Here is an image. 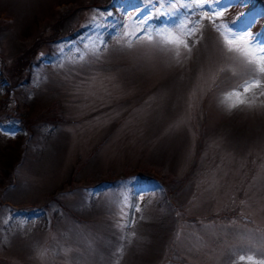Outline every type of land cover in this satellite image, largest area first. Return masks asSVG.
<instances>
[{"label": "rangeland", "instance_id": "rangeland-1", "mask_svg": "<svg viewBox=\"0 0 264 264\" xmlns=\"http://www.w3.org/2000/svg\"><path fill=\"white\" fill-rule=\"evenodd\" d=\"M184 2L175 3L180 15ZM223 3L229 6L220 23L236 20V28L246 26L244 14L260 13L251 2ZM154 5L0 0V17L7 20L0 31V149L23 158L13 183L0 182V264H237L242 254L264 258V96L254 90L251 107L229 109L235 97L226 93L246 70L213 26L187 38L191 52L181 47L179 62L171 45L134 41L128 47L120 22L134 28ZM155 8L170 10L163 3ZM67 14L56 38L76 35L53 42L52 25ZM165 23L161 16L149 26ZM250 31L264 32V20L257 18ZM37 36L47 38L32 59L40 58L39 65L26 67L32 75L27 82L23 72L14 83L3 65L15 61L16 43L29 47ZM53 102L60 105L51 115L64 120L40 124L27 136L17 109L25 105L37 116ZM194 163L174 199L155 181L123 176L125 167L164 164L163 171L181 178ZM72 170L75 187L61 193L57 188Z\"/></svg>", "mask_w": 264, "mask_h": 264}, {"label": "snow or ice", "instance_id": "snow-or-ice-1", "mask_svg": "<svg viewBox=\"0 0 264 264\" xmlns=\"http://www.w3.org/2000/svg\"><path fill=\"white\" fill-rule=\"evenodd\" d=\"M230 2L246 5L251 0H230ZM161 3L165 4L170 10L164 12L159 8H155V5ZM175 3L176 0H155L154 10L150 8L147 16L135 20L134 28L120 22L119 27L122 29V37L130 38L126 40L127 46L132 47L134 41L171 45L174 46L175 57L179 62L180 48L183 47L189 53L191 52L187 38L195 37L196 33L203 27V20L207 19L212 23L215 30L220 32L227 52L238 54L246 70L244 73L246 78H243L241 83L226 93V98L235 97V102L228 105L229 109L240 105L251 107L254 101L248 98V94L255 95L254 90H256L259 95L264 96V32L254 34L250 31L257 18H264V9L255 16L244 14L249 17L246 26L236 28V20L215 23L219 17L224 15V9L229 6L225 5L223 0H185L181 5L185 9L182 15L177 13ZM206 8L207 10H205ZM161 16L166 18L167 23L150 28L149 21L159 19ZM189 24L192 26L188 27ZM153 33L158 38L155 41ZM125 207H131L137 212L140 210L138 205L125 203ZM123 212L124 209L121 208V214ZM241 262L242 264H264V258H258L253 254H242L238 256L237 264H241Z\"/></svg>", "mask_w": 264, "mask_h": 264}, {"label": "trees", "instance_id": "trees-1", "mask_svg": "<svg viewBox=\"0 0 264 264\" xmlns=\"http://www.w3.org/2000/svg\"><path fill=\"white\" fill-rule=\"evenodd\" d=\"M251 3L254 5V7L257 10V12H261L262 9H264V0H251ZM234 12V11H232ZM72 15V14H70ZM69 14L67 15H61L58 17L56 23H54L52 25L53 30L56 32L54 34H52L50 36V38H53V42H61L62 40H66V39H71L73 37H75V33H69L65 38H56V34L58 33L57 31H59V25H64L65 23V19L67 16H70ZM260 20H264V18H258ZM230 21V19L228 18H224L223 22L226 21ZM222 22V21H221ZM216 23L219 24L220 20H216ZM210 24V25H209ZM7 25V20H5V17H0V31L2 29L1 26H6ZM204 25H206L204 28H201L202 30L206 31V34L210 33L209 31L211 30V27L213 26L212 23L210 22H204ZM64 27H66V25H64ZM64 37V36H63ZM46 37H40L37 36L34 40V42H32L29 47H25V44H23V42L19 41L18 43H16V45L14 46V49L16 51V57H15V61H13L12 63H4V73H6L8 76H10V79L15 83L16 78L20 77L19 74H22L23 72H25L26 67H30L33 66L34 64L39 65L38 64V60H40V58L38 59H34L32 61L33 58H35L36 51L39 45L42 44V42H44V40H46ZM24 75H26L23 79L25 80V82H27L29 80V78L32 76L30 74V71L27 69V71L24 73ZM19 105H22L19 103ZM59 105L56 102H53L51 104H49V106H47L45 108V110L40 114H37V116L35 115H31V113L28 112L27 110V106L22 105V107L18 108V116L15 119H18L17 121L20 122L23 127H25V129L27 130V136L29 134H32L33 129L36 128L38 125L40 124H44L45 122L52 124H57V122H60L61 120L63 121V115L62 114H55V116L51 115V112L53 110L58 111L59 109ZM9 148L6 147V150L4 149H0V182L9 180L7 183L10 184L13 183V181L15 179H13V171L15 170V166L20 163L22 158L21 152L19 151H15V152H11V150H8ZM3 150V151H2ZM154 165V164H153ZM152 164L149 165H142V166H138V167H125L123 170V176L125 175V177H129V176H134L138 179H144L147 182H157L155 183V185H158V190H161V192L164 193V195L170 199H174L177 195V193L183 188V185L185 182L188 181V179L192 176V173L195 171L194 167H195V163L193 164V166L190 168V172H187L185 177H181V178H176L175 175L172 174L173 171L170 170V168H168L166 171H163V167L165 166L164 164H160V166H153ZM169 171V172H167ZM166 172V174L164 173ZM76 172L74 173V171L72 170V177L67 178L66 180L62 181L61 184L58 186L59 188H57L58 190H61L60 192L62 193L63 189L66 188V190H68L69 188L74 189V185L72 184V186H70V182L73 181V179L77 180L78 178H75ZM103 178V177H102ZM151 183V184H153ZM75 184V183H74ZM181 263V262H180ZM183 264V263H181Z\"/></svg>", "mask_w": 264, "mask_h": 264}]
</instances>
